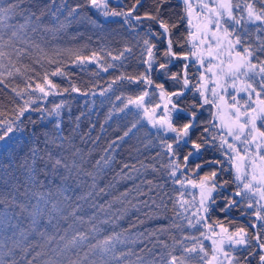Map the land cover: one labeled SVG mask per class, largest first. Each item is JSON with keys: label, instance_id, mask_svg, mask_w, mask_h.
I'll list each match as a JSON object with an SVG mask.
<instances>
[{"label": "snow or ice", "instance_id": "6c2138e0", "mask_svg": "<svg viewBox=\"0 0 264 264\" xmlns=\"http://www.w3.org/2000/svg\"><path fill=\"white\" fill-rule=\"evenodd\" d=\"M112 5L113 0H48L38 7L36 0H0V86L9 93L7 104L0 101V264H264V0H115ZM89 10L105 20L118 18L139 47L136 59L144 67L137 75L114 77L100 93L118 82L144 85L135 96H116L123 105L118 111L132 106L137 119L91 168L71 133L64 134L67 101L53 99L45 107L49 97L89 93L73 82L67 63L49 56L43 40L74 22L103 29ZM134 55L126 43L116 54L105 48L73 53L72 62L94 61L107 72ZM153 71L176 89L154 81ZM186 92L193 100L182 107ZM142 120L155 130L145 144L158 149L150 157L154 162L124 163L101 186V174L114 163L109 149ZM49 122L51 128L45 126ZM208 150L220 158L201 159ZM205 166L210 170L202 171ZM221 173L231 174V180ZM120 181L133 184L113 195L110 190ZM105 196L111 198L99 203ZM169 203L168 227L132 233L146 220L168 219ZM217 209L227 215L214 217ZM130 211L143 212L145 219L137 217L116 231ZM233 211L248 224L235 223ZM165 232L170 243L159 238Z\"/></svg>", "mask_w": 264, "mask_h": 264}, {"label": "trees", "instance_id": "16d2710c", "mask_svg": "<svg viewBox=\"0 0 264 264\" xmlns=\"http://www.w3.org/2000/svg\"><path fill=\"white\" fill-rule=\"evenodd\" d=\"M57 2L59 3L60 0H57ZM76 2L77 0H68L69 4H74ZM123 2L127 4L129 3V0H123ZM175 2L176 0H174V3ZM47 3L48 0H36L38 7H42ZM112 6H115V0H113ZM141 11H143V9H141ZM176 11H179V8H176ZM89 14L92 17L99 19L104 24V28L99 29L79 22H74L55 33L49 32L44 34L43 40L47 41L44 46L48 51L49 56L67 63L68 70L73 73V82L76 86L80 87L82 91H87L89 93L87 96L80 93H68L64 96H57L55 98L49 97V103L45 105V107H51L53 99H55L56 102H59L61 99L67 101V105L62 115L64 134L67 136L71 133L72 143L75 147L81 149L82 152L86 154L85 158L88 160V167L91 168L92 163L105 155V149L109 143L116 140L118 136H122L137 119L133 114L136 110L132 106H130L129 109H126L125 112L118 111L123 105L122 100H117L116 96L121 94L125 97L129 95L135 96L139 91L144 89V85H129L127 82H118L112 86L111 91L105 92L104 95H100V93L108 87V84L114 77L119 76L122 73L127 75H137L144 71V67L136 59L139 55V47L136 46V42L133 39V36L128 32L127 28L123 27L118 22V18L116 21L111 19L105 20L93 10H89ZM60 19L63 20V16H61ZM47 20L48 18H46V22ZM53 23L55 22L53 21ZM126 43L133 46V52L135 55L124 62V67L118 66L116 68H110L107 72H104L94 61L85 62L83 65L72 62L74 59L73 53L90 55L92 51H99L101 48H105L112 51L113 54H116V52ZM159 46L163 48L164 45L161 42ZM108 62L116 65L120 64V61L108 60ZM36 67L40 70L39 66ZM45 67L51 68L54 67V65L45 64ZM81 68H83V70H81ZM179 68L180 63L178 62L172 67V71L175 72ZM54 79L57 82L62 83L63 86H68L67 81H63L59 77ZM152 79L157 83H164L165 88L169 91L176 89L173 82L170 79H167L163 74L153 71ZM17 83H20L21 86H23V81L19 78ZM92 93H95V95ZM8 100V91L3 89V86H0V101L7 104ZM192 100L193 95L186 92L181 106L187 107ZM200 112L201 118H208L207 111L201 109ZM37 115L39 114L34 113L33 118L35 119ZM77 117H79L78 120ZM45 126L51 128L52 124L49 122ZM150 131L154 132L155 130L151 129V126L146 120H142L128 137H125L123 141H117V144L114 145L112 149H109V154L114 156V163L110 169L101 174L103 177L100 181L101 186L111 181L112 177L116 172H119L120 167L124 163L140 167L139 161L141 160L145 163L154 162L150 157L154 156L158 149L145 147V144L152 139V136L148 134ZM137 149L139 151H137ZM89 153L90 156L87 155ZM210 158L219 159V153L208 150L204 152L201 159ZM209 170L208 166H205V168L202 169V171ZM125 171H129V169H125ZM221 176L223 179L231 180V174L221 173ZM147 178L152 179L153 174H148ZM136 182L138 183L139 181ZM132 184L133 181H120L115 184V187L111 189L110 192L113 195H118L119 192L124 191L125 188H130ZM168 187L171 188V185H168ZM233 187L234 186L230 185L229 191H231ZM110 198V196L101 197L98 202L103 203ZM144 211L146 212L147 209H144ZM226 215V213H220L218 209L213 213L214 217L221 219ZM165 216L168 217V219L157 218L146 220L144 224L137 225V227L133 228L132 233L144 231L146 229L152 230L158 227H168L171 223V218L173 217L171 203H169ZM137 217L141 220L145 219L143 212L130 211L125 219L119 221L118 225L115 226V230L121 231L122 229L129 228L130 225L137 220ZM232 217L235 218V223L237 224L246 226L249 222L247 217L240 216L237 211L231 213L230 218ZM102 227L108 229V231H111L113 228L111 225H103ZM170 231L175 233L176 230L171 229ZM159 238L161 240H168L169 243L171 242L169 240L168 232L160 234ZM141 246L142 245H137V250H139V247Z\"/></svg>", "mask_w": 264, "mask_h": 264}]
</instances>
